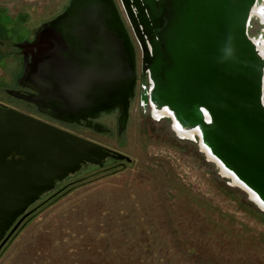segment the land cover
I'll use <instances>...</instances> for the list:
<instances>
[{"label":"water","instance_id":"obj_1","mask_svg":"<svg viewBox=\"0 0 264 264\" xmlns=\"http://www.w3.org/2000/svg\"><path fill=\"white\" fill-rule=\"evenodd\" d=\"M118 1L121 9L115 0H71L34 29L33 41L18 48L21 81L35 93H8L98 132L107 129L90 119L119 110L122 133L138 78L134 37L149 80L144 107L168 115L173 130L197 132L206 156L264 212V39L250 34L254 18L264 24V7L253 15L264 1ZM108 159L132 162L0 104V250L42 195L84 165L103 167Z\"/></svg>","mask_w":264,"mask_h":264},{"label":"rangeland","instance_id":"obj_2","mask_svg":"<svg viewBox=\"0 0 264 264\" xmlns=\"http://www.w3.org/2000/svg\"><path fill=\"white\" fill-rule=\"evenodd\" d=\"M69 1L0 0V103L28 111L5 92L20 89L18 73L8 78L21 63L15 44ZM260 23L252 20L250 34L264 39ZM117 117L100 118L109 133H75L132 162L86 164L58 182L30 207L0 264H264V212L209 161L199 138L178 136L169 118L139 103L122 134Z\"/></svg>","mask_w":264,"mask_h":264},{"label":"flooded vegetation","instance_id":"obj_3","mask_svg":"<svg viewBox=\"0 0 264 264\" xmlns=\"http://www.w3.org/2000/svg\"><path fill=\"white\" fill-rule=\"evenodd\" d=\"M115 1H116L117 6L121 9L120 2L117 1V0H115ZM69 2L67 4H65V8L69 4ZM64 9H63V11H64ZM57 15H59V14H57ZM30 28H32V27L30 26ZM30 28L28 27V30H27L28 33L24 34V36H20V39H21L20 43L19 44H15V46H16V48L18 50L17 54L19 53L22 56L21 63L19 64L18 76L16 78L17 84H19V86H20V89H19L18 92H21L22 94H32V93H35V91H33L30 88L24 86V84L21 81V76L23 74V62L24 61H23V51H22L21 48H18V45H24L25 43H27L29 41H33V38H34V29H36L37 27L32 28V29H30ZM257 35L259 36V33ZM261 35H263V34H261ZM132 40H133V42H134V44L136 46V54H137V74H138V78H137V84H136V88H135V96H134L133 99H131L130 116H129L128 123H129L130 118H131V111L133 109V106L136 103H139L140 104V106L142 107V110L144 112L145 111H151V108H150L149 105L147 107H144V105L142 103V96H143L145 90L149 87V80H148V76L147 75L142 74V71H141V52H140L139 46H138L136 40L134 39V37H132ZM140 72H141V74H140ZM8 91H10V90H5V92L7 94H9ZM10 96H12V95H10ZM12 97H14V96H12ZM14 98H16V97H14ZM16 99H18V98H16ZM19 100L25 104L23 107L24 108H28V111H25V110L23 111L22 109H18V110H20V111H22L24 113H27V114H29L31 116H34V117H36L38 119H41V120H43V121H45L47 123H50V124H52V125H54L56 127H59L61 129H64V130H66L68 132H71L73 134H76L78 136H80V135L77 134V133H75V131L80 132V131H82L81 128H86L87 130L95 131L96 133H102V134L103 133H109V132H111V130L105 124H103V123L100 122V118L103 117V116H109V115H111L113 113H117L118 114V117H117V126H118V132H119V116H120L119 110H115V111H112L110 113H101L98 118H96V119H90L93 125L100 124V125L103 126L104 129H107V131L98 132L94 128L88 127L86 121H84V120H81L79 123H67V122H63L61 120L55 119L54 117H52L51 115H49L47 113L40 112L38 110V107L36 105H34L32 103H29V102H27L25 100H22V99H19ZM0 104H2V103H0ZM2 105H5V104H2ZM5 106H7V105H5ZM15 109H17V108H15ZM111 123L114 125V123L112 121H111ZM128 123H127V126H128ZM113 161H115V160H113ZM115 162H120V161H115Z\"/></svg>","mask_w":264,"mask_h":264},{"label":"bare ground","instance_id":"obj_4","mask_svg":"<svg viewBox=\"0 0 264 264\" xmlns=\"http://www.w3.org/2000/svg\"><path fill=\"white\" fill-rule=\"evenodd\" d=\"M264 1V0H263ZM261 7H264V4H261V5H259L258 7H256L255 8V13L253 14L254 15V17H257V15H258V13H256ZM257 14V15H256ZM259 19V18H258ZM260 22H261V20H260ZM262 23V22H261ZM263 49V53H264V47L262 48ZM162 114H164V113H162ZM168 116V115H167ZM167 116H164V115H155V117L157 118V119H159V118H164V117H167ZM169 118V117H168ZM176 128H174V131L176 132ZM177 134H178V136H180V137H191V136H194V135H196V136H200L197 132H192V133H182V132H180V131H178L177 130ZM200 149H201V151L206 155V149L204 148V147H202V145H200ZM207 158L209 159V161H211V162H213V163H215L214 161H213V159H211L210 157H208L207 156ZM216 164V163H215ZM217 166H218V164H216ZM219 167V166H218ZM220 168V167H219ZM220 171H221V173L223 172L221 169H220ZM224 173V172H223ZM225 174V173H224ZM223 174V175H224ZM226 176H227V178L229 177V179L231 178L229 175H227V174H225ZM225 176V177H226ZM231 181H232V178H231ZM235 182V181H234ZM232 183H233V181H232ZM233 185H238L237 187H239V188H241L242 190H244L245 191V188H243L240 184H237L236 182H235V184L233 183ZM245 192H247L248 193V195H249V197H250V200L252 201V202H254V203H256L259 207L261 206V205H259V203L254 199V196L251 194V193H249L247 190L245 191ZM263 210H264V208L263 207H261Z\"/></svg>","mask_w":264,"mask_h":264},{"label":"crops","instance_id":"obj_5","mask_svg":"<svg viewBox=\"0 0 264 264\" xmlns=\"http://www.w3.org/2000/svg\"><path fill=\"white\" fill-rule=\"evenodd\" d=\"M1 5V4H0ZM4 4H2V6H3ZM3 10H6V8L3 6V8H2ZM7 11V10H6ZM19 13V12H18ZM9 16H11V14L9 13ZM13 16H15V15H13ZM13 61H14V59H13ZM14 63H16V62H14ZM15 66V69H16V72L14 71V72H12V75H10V76H8V78L9 79H14L15 77L14 76H16V73H18L19 72V63L17 64H15L14 65ZM2 104H4V103H2Z\"/></svg>","mask_w":264,"mask_h":264},{"label":"trees","instance_id":"obj_6","mask_svg":"<svg viewBox=\"0 0 264 264\" xmlns=\"http://www.w3.org/2000/svg\"><path fill=\"white\" fill-rule=\"evenodd\" d=\"M257 216L264 221V213L258 212Z\"/></svg>","mask_w":264,"mask_h":264},{"label":"built area","instance_id":"obj_7","mask_svg":"<svg viewBox=\"0 0 264 264\" xmlns=\"http://www.w3.org/2000/svg\"><path fill=\"white\" fill-rule=\"evenodd\" d=\"M261 24V23H260ZM261 25H263L264 26V24H261ZM263 36V35H262Z\"/></svg>","mask_w":264,"mask_h":264}]
</instances>
